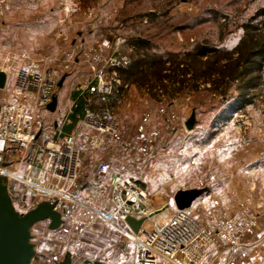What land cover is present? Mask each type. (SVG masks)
I'll return each mask as SVG.
<instances>
[{
    "label": "rangeland",
    "instance_id": "obj_1",
    "mask_svg": "<svg viewBox=\"0 0 264 264\" xmlns=\"http://www.w3.org/2000/svg\"><path fill=\"white\" fill-rule=\"evenodd\" d=\"M68 1L71 8L68 15L70 20L60 24L61 27L57 26L54 31L52 28L51 35L49 28L46 29L42 37H45L47 42L41 44L22 42L21 38L10 34L9 27L5 25L6 16L0 19V68L6 65L3 59L8 54L29 53L31 48L33 52L27 60L22 59L26 61L22 67L52 65L60 68L55 60L59 61L73 44L82 46L77 56L80 63L74 66L72 75L64 81L62 89L58 92L61 99H67L71 103L73 95L81 88L82 83L86 81L87 84L93 80L92 67H99L103 57L109 54V49L106 48L103 56H99L98 48L112 39L114 34L125 36L135 28L140 34L142 29L138 26L141 20L134 22L138 27L130 26L122 34L110 28L115 24L127 0H86L85 8L80 0ZM260 6H264V0H237L236 4L235 0H178L170 7L171 18H197L203 15L210 17L206 11L211 9L217 14L216 22L205 23L188 32L167 33L154 41L162 51L174 53L185 52L207 38L213 40L215 45L232 47L242 35L243 23ZM144 12L153 13L154 10L150 7ZM129 24L133 23L130 21ZM220 30L226 33L223 44L219 40ZM156 31V27H151L146 33ZM60 36L63 38L59 40ZM55 38L57 43H54ZM38 54L40 58H36ZM127 95V99L119 105L117 111L124 134L133 137L143 126L149 135L158 132L159 138L153 143L148 156L137 159L109 157L103 153L86 155L85 181L95 173L101 163L110 161L115 176L131 178L145 184L150 194V206L154 211L168 206L162 215L145 225L149 230L165 224L176 213L173 197L178 190L214 188L220 181L230 182L234 176L238 186H223L216 194L218 200L227 202L229 209L220 207L219 214L214 210H210V213L204 211L202 217L215 229L218 223L244 208L254 213L258 221L256 228L249 235L261 227L264 214V173H261V169L246 172L241 168L254 152L264 148V95L244 110L234 107L229 109V103L226 104L228 100L220 103L205 89L194 94L178 95L174 98L172 115L175 130L171 135L165 122L170 114L167 107L169 99L160 102L145 91L130 88ZM193 109L196 110L197 123L195 129L187 135L182 119L186 118L188 121ZM232 149L239 150L238 154L233 155ZM197 218L207 228L198 216ZM42 230L39 224L33 230V241L37 245L34 264H53L55 258L63 260L67 253L72 255L73 264H134L135 247L107 227L98 226L82 234L73 231L63 239H60L59 231Z\"/></svg>",
    "mask_w": 264,
    "mask_h": 264
},
{
    "label": "built area",
    "instance_id": "obj_2",
    "mask_svg": "<svg viewBox=\"0 0 264 264\" xmlns=\"http://www.w3.org/2000/svg\"><path fill=\"white\" fill-rule=\"evenodd\" d=\"M68 2L58 0L59 6L70 14ZM8 3L9 0H0V19L6 16ZM146 23L147 19L143 24ZM136 29L125 36L114 34L98 48L99 56H103L106 48L109 54L99 67H92L94 77L86 86L91 95L83 104V117L74 132H66L65 127L72 122L75 104L57 120L60 125L55 133L46 128L48 118L43 112L58 94L61 75L71 73L79 63L77 56L82 46L73 44L59 61L55 60L60 68L22 67L13 87L0 89V176L19 212L26 213L42 202L56 204L55 209L64 221L56 230L60 239L73 231L82 234L102 226L117 232L135 247L134 264H204L210 255L221 260L220 264H234L246 236L258 224L256 215L249 210H237L210 231L198 221L192 206L177 210L165 224L148 230L145 225L153 220L151 215L155 212L150 206V194L131 178L114 180L110 161L101 163L88 182H83L86 155L103 153L137 159L148 156L159 138L158 132L149 135L143 126L135 136L125 135L117 115L130 88L121 79L120 71L131 64L134 48L129 40L139 37ZM205 86L210 87L206 84L202 88ZM168 99L167 95L158 97L160 102ZM167 107L170 114L165 122L171 135L175 130L172 115L175 99H169ZM186 121L182 119L188 135ZM223 209H229L227 203ZM129 217L145 219L138 233L126 223ZM38 224L51 231L50 220ZM59 261L55 258L53 264Z\"/></svg>",
    "mask_w": 264,
    "mask_h": 264
},
{
    "label": "trees",
    "instance_id": "obj_3",
    "mask_svg": "<svg viewBox=\"0 0 264 264\" xmlns=\"http://www.w3.org/2000/svg\"><path fill=\"white\" fill-rule=\"evenodd\" d=\"M80 1L85 8L86 0ZM176 1L178 0L125 2L115 24L110 28L122 34L130 26L136 27L134 22L141 20L138 26L142 31L139 37L129 40V45L134 50L130 54L131 64L120 71L123 82L129 87L134 86L139 91L147 92L154 99H158L160 95L174 99L178 95L194 94L205 89L220 103L228 100L226 104L229 103V109L234 107L244 110L246 106L253 105L264 95V6L257 8L243 23L242 35L232 47L223 44L226 33L220 30L221 46L207 38L185 52H164L154 41L155 38L175 31H192L205 23H215L217 19V14L211 9L206 11L210 17L203 15L197 18H171L170 7ZM236 2L237 0L235 4ZM150 7L153 8V13L144 12ZM143 19L148 20L147 25H143ZM130 21L133 24L130 25ZM151 27H156L157 31L146 33ZM61 78L62 76L59 80ZM206 84L210 87L202 88ZM90 95L88 93L89 97ZM86 98L81 96L83 102ZM139 183L145 187L142 182Z\"/></svg>",
    "mask_w": 264,
    "mask_h": 264
},
{
    "label": "crops",
    "instance_id": "obj_4",
    "mask_svg": "<svg viewBox=\"0 0 264 264\" xmlns=\"http://www.w3.org/2000/svg\"><path fill=\"white\" fill-rule=\"evenodd\" d=\"M68 15L69 14H67L59 6L58 0H9L8 6H7V12H6V24L5 25L9 27V30L11 31L10 34L11 33L14 34L16 38L17 37L21 38L22 42L27 43V41H31V42H38L41 44V43L47 42L46 38L42 37V35L45 34V30L49 28L50 31L48 30L47 31L49 32V35H51V32L54 31V29L57 26L61 27L60 24L64 23L67 20L68 21L70 20V16ZM53 38L51 40L52 42H53ZM54 43H57L56 38H55ZM39 48L40 47H38V49ZM31 52H33L32 48L30 49L29 53L23 52V54L19 55L18 53L12 52L4 57L3 61H5L6 65L1 67L0 70L5 71L7 73L6 87L8 90H10L13 87L19 70L21 69L22 66L25 65L26 61H23V60H27L28 58H30ZM37 57L40 58L39 54L36 56V58ZM72 73L73 72L63 74V76L66 75L65 80L68 77H70ZM90 82L91 81H89L86 84V81H84V83H82L81 88L73 95V101L71 103H69L67 99H61L60 94L59 96L57 94L59 100H58V106H57L56 111L54 113L50 112L49 110H47L46 112H43V116L48 118V121L46 122V128L49 131L55 133L57 127L60 125V123H58L57 120H59L60 117H63L65 113L67 112V110L70 107H72L74 104L76 108L71 118L72 122L71 124L67 125L68 126L67 128L65 127V131L68 133H71L77 130L82 120V117H83L84 102L82 101L81 96L83 97L88 96L89 91L86 90V86ZM62 87L61 88L58 87V92H59V89H62ZM131 89L135 90L136 88L132 86L130 87V90ZM238 151L239 150L237 149L236 150L232 149L231 153L233 155L234 154L237 155ZM260 151L257 150V152H254L252 154V157L248 159L245 166L241 169L245 170L246 172L259 171L260 169H262L261 168L262 163L264 162V148ZM112 178L114 180L121 179L115 176L114 174ZM234 178H235L234 176L231 177L230 182L220 181L214 188L208 187L209 189L208 192L205 193L203 196H201L193 204L196 217L198 216L201 219V222L207 228H209L208 230L210 231L213 230L214 228L209 226L205 218L202 217V214H203L202 212L207 211L208 213H210V210L217 211L218 214L219 212H221V208H223V204L227 202H222L221 200H218L216 198V194L219 192L220 188H222L223 186L235 187L237 183L235 181L236 179ZM83 182L87 183L88 179L86 181L83 179ZM136 182L142 188L147 190L145 184H144L145 187H143L138 181ZM91 188L92 187H90L89 189ZM215 202H218V204H215ZM160 215L162 214H158L154 218L159 217ZM262 217L263 218L260 223L261 227L255 230V232L252 235L246 236L244 246L242 247L237 257L235 258L234 264H264V214L262 215ZM221 262H222L221 260L220 261L216 260V258L210 255L204 264H220Z\"/></svg>",
    "mask_w": 264,
    "mask_h": 264
},
{
    "label": "water",
    "instance_id": "obj_5",
    "mask_svg": "<svg viewBox=\"0 0 264 264\" xmlns=\"http://www.w3.org/2000/svg\"><path fill=\"white\" fill-rule=\"evenodd\" d=\"M65 78L66 75L60 79L59 88L63 86ZM6 85L7 73L0 70V89H5ZM58 100V96L52 98L48 106L50 112L56 111ZM196 123V110L193 109L185 124L186 130L193 131ZM208 190V187L178 190L173 197L176 209L183 210L192 207ZM55 208V203L42 202L26 213L19 212L14 206L4 179L0 176V264H34L37 246L32 242L33 227L40 222L50 220L49 229L58 230L64 221L61 213ZM167 208L168 206H165L156 210L151 217L163 213ZM126 223L135 233H138L145 219L129 217ZM55 264H73L72 256L68 253L63 260Z\"/></svg>",
    "mask_w": 264,
    "mask_h": 264
}]
</instances>
